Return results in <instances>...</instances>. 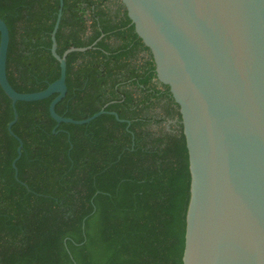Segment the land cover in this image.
Here are the masks:
<instances>
[{
    "label": "trees",
    "instance_id": "trees-1",
    "mask_svg": "<svg viewBox=\"0 0 264 264\" xmlns=\"http://www.w3.org/2000/svg\"><path fill=\"white\" fill-rule=\"evenodd\" d=\"M60 0H0L7 74L20 92L60 77ZM1 38V33H0ZM68 92L18 101L0 85V264H183L191 173L181 113L121 0H64ZM170 122L169 129L166 123ZM154 124L155 126H151Z\"/></svg>",
    "mask_w": 264,
    "mask_h": 264
},
{
    "label": "water",
    "instance_id": "water-1",
    "mask_svg": "<svg viewBox=\"0 0 264 264\" xmlns=\"http://www.w3.org/2000/svg\"><path fill=\"white\" fill-rule=\"evenodd\" d=\"M52 54L60 77L45 89L20 92L9 81L10 30L0 17V85L12 101L13 130L18 101L57 96L49 110L57 121L85 124L60 115L56 105L68 92L67 55ZM131 23L156 64L162 86L179 108L189 154L191 198L186 216L183 264H264V0H121Z\"/></svg>",
    "mask_w": 264,
    "mask_h": 264
},
{
    "label": "rangeland",
    "instance_id": "rangeland-1",
    "mask_svg": "<svg viewBox=\"0 0 264 264\" xmlns=\"http://www.w3.org/2000/svg\"><path fill=\"white\" fill-rule=\"evenodd\" d=\"M170 122L166 123V129H169Z\"/></svg>",
    "mask_w": 264,
    "mask_h": 264
},
{
    "label": "flooded vegetation",
    "instance_id": "flooded-vegetation-1",
    "mask_svg": "<svg viewBox=\"0 0 264 264\" xmlns=\"http://www.w3.org/2000/svg\"><path fill=\"white\" fill-rule=\"evenodd\" d=\"M169 122H173V121H169ZM151 126H155L154 124H150Z\"/></svg>",
    "mask_w": 264,
    "mask_h": 264
}]
</instances>
